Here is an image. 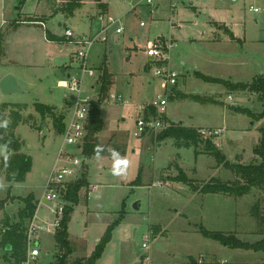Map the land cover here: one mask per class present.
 <instances>
[{
  "label": "rangeland",
  "instance_id": "rangeland-1",
  "mask_svg": "<svg viewBox=\"0 0 264 264\" xmlns=\"http://www.w3.org/2000/svg\"><path fill=\"white\" fill-rule=\"evenodd\" d=\"M39 1V9L35 12L38 0H0V38L5 46L0 76L12 75L22 88V91L9 94L0 92V105L4 102L28 104L29 108L23 114L29 123H20L15 133L22 150L33 160L26 180L17 182L11 191L5 169L0 172V182L5 185L0 189V234L5 213L16 220L17 211L25 203L23 196L33 192L40 199L53 169L70 163L67 158L59 159L64 135L55 130L51 116L42 117L34 109V103L58 108L65 103L64 109H72V93L60 83V78L69 81V76L79 73L75 55L81 46L71 41H49L46 34L48 21L49 29L62 36L69 27L74 40L83 35H97L102 25L99 16L103 15L113 17L117 22L110 28L108 40L99 39L92 47L89 64L95 69V75L86 79L85 91L96 96L100 94L101 68L107 63L116 80L115 95L122 99L115 100L111 95V85L102 102L106 129L99 138L106 149L105 155L89 158L77 146H67L71 157L81 161L76 166L80 173L78 179L88 180L89 177L91 182L89 198L82 197L74 205L68 221L72 244L77 249L75 257L92 256L109 227L119 221L111 229V238L95 264H134L136 260L142 262L144 256L141 255H149L159 264H180L178 260L181 259L182 264H213L218 257L237 264L231 255L240 249L206 238L196 225L203 224L213 231H232L244 240L257 241L261 236L257 234V221L251 215V207L256 202L264 207V192L253 188L246 194H203L172 177L178 175L180 167L196 186L214 177L224 181L241 179L206 150L208 139L218 144L232 162L251 164L260 161L254 149L260 143L263 120L235 113L230 106H247V98L230 94L225 85L206 81L197 74L232 82H251L253 75H262L264 0H238L231 8L220 7L217 0H152V3L147 0H103L108 3L105 13L95 0H83L71 18H65L69 15L62 10L71 0ZM251 6L261 10L250 11ZM42 20L47 21L44 22L46 26L37 23ZM216 21H232L234 32L246 43L208 41L215 36ZM59 22L63 24L59 26ZM118 27H122V31L118 33L120 40L116 43L114 35ZM223 28L218 29L220 34L229 38V30ZM182 30L190 35L189 38L184 37ZM159 39L174 43L171 62L178 73V83L169 86L171 95L165 115H168L170 125L222 129L218 136H201L197 146L178 145L176 137H163V127L142 136L135 135L141 116L138 107L158 99L159 95L167 97L166 82L154 74L156 65L145 70L151 60L145 50L150 42ZM63 66H67L69 76H62ZM94 80L95 89L92 87ZM250 93L249 108L258 114L263 110V103L257 93ZM193 96L216 102L196 100ZM72 113L73 110L67 120ZM181 143L185 142L181 140ZM114 145L127 147L126 154L121 155L130 161L124 176H113L111 172L113 161L106 152L109 154L107 149ZM141 166L145 168L141 179L144 184H134ZM89 188H83L86 192L82 196L87 195ZM12 193L17 194L16 200L11 197ZM10 200L13 202L5 206ZM137 201L140 210L134 209ZM47 205L50 203L45 202L37 212V224L49 228L42 231L47 237L40 246L39 264H57L63 250L55 244L53 223L63 215L51 212ZM145 241L149 242L148 249L142 247ZM258 253L264 251L243 250L235 260L264 263V255L254 257L253 254ZM2 254L0 247V256ZM67 263L71 264L72 260ZM0 264H5L1 257Z\"/></svg>",
  "mask_w": 264,
  "mask_h": 264
},
{
  "label": "trees",
  "instance_id": "trees-1",
  "mask_svg": "<svg viewBox=\"0 0 264 264\" xmlns=\"http://www.w3.org/2000/svg\"><path fill=\"white\" fill-rule=\"evenodd\" d=\"M100 7H102V0H95ZM82 6V0H71L65 7L62 8L69 16H72L74 12ZM34 19H29L32 21ZM20 20L17 21V23ZM47 38L53 41H65L66 37L63 35L55 36L51 32L46 31ZM231 34V33H230ZM233 37V35L231 34ZM3 38H0V62L5 54V46L3 44ZM102 73L100 79V94L94 101L91 108L89 121L87 125L88 134L84 143L83 152L87 157L96 156L94 148L96 145H101L99 135L103 131L104 119L102 115V102L107 98L110 86L113 85V74L109 71L106 64L101 68ZM206 81L217 82L225 85L229 91H245L257 93L259 99L263 103V110L260 113H255L251 109L243 106H231V109L237 113L248 115L256 120H263L262 126L260 127L261 139L259 145L254 149V153L260 158L257 163L244 164L241 162H232L227 159L223 151L218 145L212 140L205 142L206 150L216 157L218 163L224 167L232 170L241 179L236 181H224L221 178H212L210 181L205 182L201 186H196L195 182L190 179L185 171L178 167V175L172 177L177 182H183L188 184L193 190L199 191L203 194L208 193H225V194H246L253 188H259L264 192V75L254 78L251 82H232L223 78L210 77L203 74H197ZM196 100L216 102L213 99H202L199 96H193ZM25 103H8L4 102L0 105V121L11 120L8 123L7 128L0 127L2 138L1 144L6 146L5 153L7 160L3 156L1 158V168L6 171V178L9 182H23L25 181L27 174L31 171L33 160L32 157L24 152H21V142L15 134V129L20 123H29L28 119L24 116L23 111L27 108ZM34 108L40 113L42 117L51 116L53 118L54 128L59 134H63L65 130V119L66 113H58L54 106L47 105L41 102H35ZM150 109H145V114L153 113L156 111L154 107L150 106ZM9 113H8V112ZM8 113V115H7ZM165 119V117H164ZM200 128L186 127L183 125H168L162 132L161 135L174 136L178 139V145H195L197 146L200 142L201 135L199 134ZM183 140L185 143H181ZM119 152V147H115ZM102 152L100 155L104 154ZM110 155V153H109ZM141 174L139 173L134 184H139ZM89 186L88 180L80 178L77 181L70 182L67 184L65 189V199L69 203L65 206L63 217L60 221L59 226L55 232V240L57 246H59L63 252L58 257L57 264H68V257L73 253L72 242L69 239L68 221L70 219V212L74 208V205L80 201V192L84 187ZM25 206L19 210L17 214V220L11 221L10 218L4 220V229L0 234V247L3 250V254L0 256L5 264H20L26 257L27 254V228L34 218L37 210V204L34 202V196L30 195L25 198ZM251 215L257 221L258 232L261 238L257 241L251 242L242 239L235 232H223L213 231L206 228L203 224H197L199 232L202 233L206 238H210L220 242L221 244L232 248L242 249L251 251H264V207L260 202H256L251 207ZM119 222V221H117ZM109 227L108 231L100 241L95 253L88 259H78L71 264H95L96 260L102 255L106 243L111 238V229L117 223Z\"/></svg>",
  "mask_w": 264,
  "mask_h": 264
},
{
  "label": "built area",
  "instance_id": "built-area-1",
  "mask_svg": "<svg viewBox=\"0 0 264 264\" xmlns=\"http://www.w3.org/2000/svg\"><path fill=\"white\" fill-rule=\"evenodd\" d=\"M221 3H235L238 0H219ZM148 3H152V0H147ZM261 9L259 7H250V11L259 12ZM101 21V30L95 36H88L82 38H74V33L71 29L67 28L65 31V37L67 41L75 42L80 45V50L76 53L75 58L79 61V67L77 68L79 73L71 77L69 76V81L64 80L61 83L66 85V87L71 91L70 99L72 101V117L65 123V130L63 132L64 142L60 148L59 159L67 158L70 162L68 165H63L61 167H55L51 172L46 186L45 191L38 201V206H41L45 202L50 203V210L56 213L58 216L64 214L65 206L67 200L65 199V189L68 183L78 179L79 174L77 172L76 166L81 164L78 158H72L67 146H77L83 150L84 143L88 134V121L93 106L94 101L97 99L96 95L88 94L85 91V81L87 78L94 77L95 69L89 64L90 52L94 44L101 39L102 41L108 40V32L110 28L116 24L117 20L113 17L105 18L103 15L99 16ZM42 26H46L44 22H37ZM143 24V23H142ZM117 33L122 31V27L116 29ZM76 39V40H75ZM174 43L171 40H156L150 42L146 48V54L150 57L149 66L156 65L154 74L157 77L162 78L167 85L166 94L167 97L159 95L158 99H155L148 105L149 107H154L156 113L141 115L137 120V130L135 132L136 136H142L145 133L156 130L158 128H166L168 125L164 119V115L167 111L168 99L171 95L169 86L178 83V73L172 66L171 56L172 48ZM115 100H120L121 96H114ZM222 129H212V128H200L199 134L203 137H214L218 136ZM2 133L0 129V147ZM61 218L59 217L53 225L57 228L60 224ZM53 226V227H54ZM46 227L40 226L35 222V216L30 222L26 235H27V254L25 259L20 264H39V258L41 256L40 248V233L42 231H47ZM149 240V237H148ZM143 248H149V242L145 241L143 243ZM151 258L146 255L142 262H137L134 264H150ZM203 262V260H200ZM213 264H231L230 260L227 258L218 259Z\"/></svg>",
  "mask_w": 264,
  "mask_h": 264
},
{
  "label": "crops",
  "instance_id": "crops-1",
  "mask_svg": "<svg viewBox=\"0 0 264 264\" xmlns=\"http://www.w3.org/2000/svg\"><path fill=\"white\" fill-rule=\"evenodd\" d=\"M218 1V3L220 4L219 6L220 7H222L223 5H225L224 7H226V8H231L232 6L231 5H233L234 3H221L219 0H217ZM39 0H38V2H37V4H36V10H35V12H37L38 11V9H39ZM237 2V1H236ZM235 2V3H236ZM102 3H103V5H102V7H100L99 5H98V3L96 2V4H97V6L98 7H100V9L102 10L101 12H108L107 10H108V3L107 2H105V1H103L102 0ZM82 4H83V0H82ZM19 7V6H18ZM78 10H79V8H78ZM77 10V11H78ZM77 11H75L74 12V14L72 15V16H74L75 14H76V12ZM58 12H60V11H58ZM57 12V13H58ZM63 13V12H62ZM102 14V13H101ZM72 16H69V17H65V18H71ZM40 22V21H39ZM42 22H47V21H45V20H42ZM63 23H60L59 22V26H61ZM215 24H216V28H217V31L215 32V36L213 37V38H210L208 41H210V42H214V43H222V41H236V42H243V43H246V40H243L242 38H240V36L239 35H237L236 34V32H234V27H235V25H234V23L231 21V22H228V21H224V22H222V21H216L215 22ZM223 26L225 27V28H227L228 30H229V33H231L232 35H233V37L230 35L229 36V38L227 37V36H222L221 34H220V29L222 30V29H224L223 28ZM67 28H69V27H67ZM219 29V30H218ZM46 31H49V32H51L53 35H55V36H60V37H62V35H59V34H57V33H55V32H52L50 29H49V21H48V28L46 27ZM182 34L184 35V37L185 38H189V34L187 33V32H185V31H183L182 30ZM83 36H89V35H83ZM83 36H81V37H83ZM79 37V36H78ZM225 37H227V38H225ZM48 39V38H47ZM49 40V39H48ZM119 40H120V38H119V34L118 33H115V35H114V41L116 42V43H118L119 42ZM163 40V39H162ZM49 41H53V40H49ZM54 42H59V43H67L68 41L67 40H63V41H54ZM73 59H75L74 57L72 58V60ZM149 63H150V61L146 64V66H145V70L146 71H148V70H151V68H150V66H149ZM105 64H107V63H105ZM177 65H175V67H176ZM92 67V66H91ZM107 67H108V69H109V66L107 65ZM93 68V67H92ZM63 69H65V74H63L62 73V76H65V75H67L68 74V76L70 75L69 74V72H68V70H67V66H63ZM109 71H110V69H109ZM111 72V71H110ZM112 73V72H111ZM113 74V73H112ZM262 75H264V70L262 71V73H261ZM203 75H206V74H204L203 73ZM207 76V75H206ZM4 76H0V80L3 78ZM256 77H258L257 75H253V77H252V80L254 79V78H256ZM61 80H60V83L62 82V81H64L65 79L63 78H60ZM224 79V78H223ZM92 80L90 79L89 80V82H91ZM240 82V81H239ZM93 83H94V85H93ZM115 83H116V80H115V78H114V74H113V88H112V90H111V92H113L111 95L114 97V96H119V95H115V92H114V87H115ZM96 85H95V80H94V82H92V87H93V89H95L96 87H95ZM166 92V91H165ZM228 92L230 93V94H238V95H240V96H243L245 99H246V102L248 101V105L247 106H245V105H235V104H233V105H235V106H243V107H247V108H249L250 106H249V104H251V93L249 92V94H247L248 92H245V91H229L228 90ZM176 94H181V91H176L175 92ZM214 93V92H213ZM231 98V97H230ZM66 99V98H65ZM121 99H122V97H121ZM121 99L119 100V101H121ZM117 100V99H116ZM155 100V99H154ZM153 101V100H152ZM152 101H149V102H147V103H144V104H142L141 106H139L138 108H139V111L141 112V115H143V112L145 111V109L148 107V105L150 104V103H152ZM8 103H15V102H8ZM20 103V102H19ZM28 105V104H27ZM233 105H231V106H233ZM51 106H54L56 109V111L58 112V113H61V112H64V113H66V119H65V123H66V121H67V118H68V116H69V114H70V112H71V110L70 111H68V109L67 108H65L64 109V106H65V103L60 107V108H58L56 105H51ZM231 106H230V109H231ZM27 108H29V106H27ZM26 108V109H27ZM25 109V110H26ZM35 109V108H34ZM249 109H251V108H249ZM232 110V109H231ZM235 112V111H234ZM253 112H255V111H253ZM235 113H237V112H235ZM256 113V112H255ZM245 115V114H244ZM248 116V115H247ZM249 117V116H248ZM250 118V117H249ZM105 121V120H104ZM165 121H166V123L168 124V125H170V122H169V117H168V115H165ZM252 122H253V120H252ZM182 123V122H181ZM186 127H193V128H197V127H194V126H191V125H187ZM200 128H205V127H200ZM106 129V128H105ZM104 129V130H105ZM16 130V129H15ZM104 130L100 133V135H99V137L101 138V136H102V133L104 132ZM107 131H109V130H107ZM112 132V131H111ZM16 134V133H15ZM17 136V135H16ZM18 138V137H17ZM99 138V139H100ZM19 139V138H18ZM102 144V143H101ZM218 145V144H217ZM119 147L120 148V150H122L120 153H121V155L122 154H126V152H127V147L126 148H122V147H120V146H118V145H114L113 146V148H115V147ZM219 146V145H218ZM4 147V150H6V146H3ZM21 152H24L23 150H22V148H21ZM24 153H26V154H28L27 152H24ZM106 154L107 155H109L107 152H106ZM1 155V158L4 156L3 154H0ZM8 155V154H7ZM29 155V154H28ZM102 155H105V154H102ZM110 156V155H109ZM95 157V156H94ZM0 158V159H1ZM89 158H93V157H89ZM153 167H151L150 169H152ZM144 169L145 168H143V166H141L140 167V174H141V179H142V174H143V172H144ZM2 170H4V169H2L1 168V165H0V172L2 171ZM28 175V174H27ZM6 177V176H5ZM27 178V177H26ZM88 178V182H89V186H90V188H89V190H88V193H87V195H85V196H82L83 195V193L84 192H86L85 190H81V192H80V199L82 198V197H85V198H89V193H90V189H91V182L89 181V177H87ZM141 179H140V182H139V184H144V180H142L141 181ZM6 180H7V178H6ZM26 180V179H25ZM8 181V180H7ZM135 181H133V183H134ZM179 183H181V182H179ZM183 183V182H182ZM8 186H9V191H11V190H13L14 189V187H15V185L16 184H18L17 182H9L8 181ZM95 188H97L96 186H95ZM11 195V197H14V199L16 200V197H17V194H10ZM30 195H33L34 196V202H35V204H37V210H36V214H35V222L36 223H38L37 221V212H38V209H39V207L40 206H38V201L40 200L37 196H35V194L33 193V192H30L28 195H25V196H23V203L25 202V198H27L28 196H30ZM13 202V201H12ZM11 202V200L10 201H8V202H5V206L6 205H8L9 206V203H12ZM25 204L26 203H24V205L23 206H21V208H19V210L20 209H22L24 206H25ZM43 205V204H42ZM41 205V206H42ZM4 206V207H5ZM48 206V209L50 210V205H47ZM139 206H141L140 205V203H139ZM3 207V208H4ZM19 210L17 211V214H18V212H19ZM140 210V209H139ZM51 211V210H50ZM52 212V211H51ZM6 214V219L7 218H10V220L11 221H15V219H14V217H12V215L11 214H7V213H5ZM17 216V215H16ZM16 220H17V218H16ZM39 224V223H38ZM41 226V225H40ZM43 227H46V226H43ZM1 228H2V230L4 229V224L2 223V226H1ZM47 229H48V227H46ZM56 229L57 228H55V230H54V238H55V232H56ZM69 231V230H68ZM44 237H47L46 235H44V232H42V236H40V246H41V244H42V240L44 239ZM69 239L71 240V237H70V232H69ZM71 242H72V240H71ZM55 244L57 245V243H56V240H55ZM72 247H73V244H72ZM143 247V246H142ZM149 247H150V245H149ZM41 250H42V248H41ZM77 251V249L75 248V247H73V253L71 254V255H69V257H68V260L69 259H71L72 260V262H74L75 260H78V259H88L89 257L88 256H78V257H75L76 256V252ZM241 251H243V250H238L237 252H233L232 253V255H231V259L233 260V261H235L237 264H246V263H251V264H264L263 262H257V261H255V262H253V260H251V261H248V262H245V261H242V262H237L235 259H237V255L241 252ZM246 252V251H245ZM247 253V252H246ZM188 255H192V254H188ZM254 255V257H256V256H258V255H264V253L262 254V253H258V254H253ZM142 257L144 256H146V255H141ZM144 257H143V259H144ZM191 257V256H190ZM259 257H261V256H259ZM140 259H142V258H140ZM143 259H142V261H143ZM218 259H221V258H219L218 257ZM181 261L183 262V259H181V260H178V262L180 263V264H182L181 263ZM137 262H140V260H136L134 263H137ZM177 262V263H178ZM150 264H159L158 262H156L154 259L153 260H151V262H150ZM163 264H166V263H163Z\"/></svg>",
  "mask_w": 264,
  "mask_h": 264
},
{
  "label": "clouds",
  "instance_id": "clouds-1",
  "mask_svg": "<svg viewBox=\"0 0 264 264\" xmlns=\"http://www.w3.org/2000/svg\"><path fill=\"white\" fill-rule=\"evenodd\" d=\"M9 121L3 120L0 121V127L7 128ZM106 149L101 145H96L94 148L95 155L97 158L100 157V154L104 152ZM107 151L110 153V156L112 158L113 164L111 168V172L113 176H124L127 174V170L130 166V161L126 156H121V153L115 149L109 147ZM0 154H3L5 157V160H7V155L5 153L4 147H0ZM5 185L0 182V189L4 188Z\"/></svg>",
  "mask_w": 264,
  "mask_h": 264
},
{
  "label": "water",
  "instance_id": "water-1",
  "mask_svg": "<svg viewBox=\"0 0 264 264\" xmlns=\"http://www.w3.org/2000/svg\"><path fill=\"white\" fill-rule=\"evenodd\" d=\"M62 73L65 74V69L62 70ZM16 91H22V88L19 86L17 80L12 75H7L2 80H0L1 93L9 94ZM139 203V201L134 203V209H140Z\"/></svg>",
  "mask_w": 264,
  "mask_h": 264
}]
</instances>
